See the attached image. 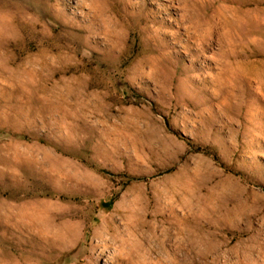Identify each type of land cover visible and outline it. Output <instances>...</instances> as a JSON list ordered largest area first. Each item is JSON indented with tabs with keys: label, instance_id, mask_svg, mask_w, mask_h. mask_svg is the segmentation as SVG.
Wrapping results in <instances>:
<instances>
[{
	"label": "rangeland",
	"instance_id": "rangeland-1",
	"mask_svg": "<svg viewBox=\"0 0 264 264\" xmlns=\"http://www.w3.org/2000/svg\"><path fill=\"white\" fill-rule=\"evenodd\" d=\"M0 264H264V0H0Z\"/></svg>",
	"mask_w": 264,
	"mask_h": 264
}]
</instances>
